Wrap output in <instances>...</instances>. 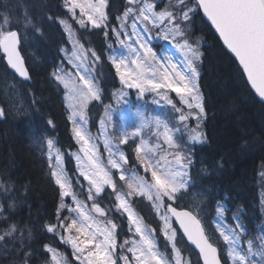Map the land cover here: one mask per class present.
<instances>
[{
    "label": "rangeland",
    "instance_id": "rangeland-1",
    "mask_svg": "<svg viewBox=\"0 0 264 264\" xmlns=\"http://www.w3.org/2000/svg\"><path fill=\"white\" fill-rule=\"evenodd\" d=\"M185 1L127 0L114 25H108V0H64L66 16L58 20L68 44L61 49L65 64L56 70L55 81L64 90L76 142L66 153L72 172L51 137L34 133L32 140L62 195L64 218L48 228L69 247L75 263L63 250L48 246L50 264H191L176 245L177 229L164 203L188 187L189 145L206 141L198 84L200 39L185 36L181 23L194 9ZM175 4H182L183 11H175ZM75 25L110 31L107 52L118 85L105 103L99 87L101 61L81 42ZM19 30L21 39L29 41L26 31ZM6 33L0 27V42ZM19 96L13 88L8 104L24 114L26 104ZM95 101L101 106L97 111L93 106L91 113ZM106 190L111 204L101 199ZM134 195L152 205L156 227L133 204ZM114 212L127 220L122 239ZM216 213L213 224L226 259L264 264V232L256 243L248 236L242 242L238 216H228L224 205ZM158 234L167 251L161 249Z\"/></svg>",
    "mask_w": 264,
    "mask_h": 264
},
{
    "label": "trees",
    "instance_id": "trees-1",
    "mask_svg": "<svg viewBox=\"0 0 264 264\" xmlns=\"http://www.w3.org/2000/svg\"><path fill=\"white\" fill-rule=\"evenodd\" d=\"M63 2L0 0V27L5 31L22 28L29 35V41L21 39L20 51L30 75L28 81L19 80L0 51V264H50L48 246L71 256L69 247L48 228L64 218L62 195L32 140L34 133H46L65 153L66 169L72 172L73 164L66 153L75 148L76 142L63 100L64 90L55 81L56 70L65 64L61 49L68 44L58 20L66 16ZM185 2L194 8L181 23L185 36L200 39L198 84L205 109L206 141L189 145L188 187L175 194L173 200L165 198L164 203L196 213L209 239L220 248L224 264H231L213 220L217 207L224 205V212L238 216L243 225L242 242L248 236L256 243L264 232V103L252 92L236 59L200 14L197 2ZM126 4L127 0H108V25H114ZM182 4L173 5V9L183 11ZM15 18L17 23L13 22ZM75 28L81 42L92 48L101 61L99 87L105 103L110 99V90L118 85L107 52L110 31L105 34L102 28ZM14 85L25 101L24 114L9 107ZM93 106L97 111L101 103L93 102L91 113ZM132 198L140 214L156 227L159 221L152 205L140 195ZM101 199L111 204L109 190ZM114 216L118 239H122L127 235V220L115 212ZM157 238L161 249L167 251L164 239L159 234ZM175 238L186 259L201 264L178 231Z\"/></svg>",
    "mask_w": 264,
    "mask_h": 264
},
{
    "label": "water",
    "instance_id": "water-1",
    "mask_svg": "<svg viewBox=\"0 0 264 264\" xmlns=\"http://www.w3.org/2000/svg\"><path fill=\"white\" fill-rule=\"evenodd\" d=\"M194 1L222 46L236 59L252 92L264 103V0ZM19 47L17 30L9 31L0 43L9 70L27 81L30 75ZM166 208L180 234L197 252L201 264H223L220 249L210 241L196 214L172 203Z\"/></svg>",
    "mask_w": 264,
    "mask_h": 264
},
{
    "label": "bare ground",
    "instance_id": "bare-ground-1",
    "mask_svg": "<svg viewBox=\"0 0 264 264\" xmlns=\"http://www.w3.org/2000/svg\"><path fill=\"white\" fill-rule=\"evenodd\" d=\"M33 129V128H32ZM31 137V136H30Z\"/></svg>",
    "mask_w": 264,
    "mask_h": 264
}]
</instances>
